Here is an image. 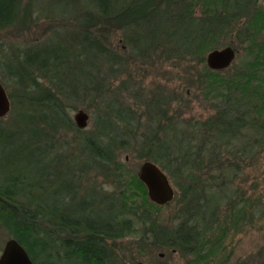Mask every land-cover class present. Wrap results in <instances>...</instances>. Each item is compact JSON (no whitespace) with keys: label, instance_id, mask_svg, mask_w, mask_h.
Wrapping results in <instances>:
<instances>
[{"label":"trees","instance_id":"1","mask_svg":"<svg viewBox=\"0 0 264 264\" xmlns=\"http://www.w3.org/2000/svg\"><path fill=\"white\" fill-rule=\"evenodd\" d=\"M29 1L30 4L25 0H0V32L27 26L40 16V0H35V4ZM73 1L65 0L64 3L69 5ZM81 1L78 11L68 13L73 14L68 19H74L71 29H65L62 35L52 33L65 42L49 46L48 38L42 43L16 48L10 56L0 60V70L10 82L9 85L4 80L2 85L5 89L11 88L8 95L12 102L15 96L18 97L14 104L17 113L11 118L10 127L0 126V226L8 239H15L25 249L34 264H118L109 243L133 230L134 222L124 215L135 213L121 206L134 207L135 204L127 201L128 190L120 185L105 191L91 183V187L81 192L83 184L80 179L76 181L75 172L93 165L102 173L116 175L125 166L113 152L127 150L137 136L135 129L139 125L136 122L134 126V112L128 107L112 104L110 108L103 91L106 78L103 73L107 69L122 70L124 61L115 51L117 47L96 36L94 31L100 25L105 26L104 31L115 32L141 27L123 40L131 49L132 57L144 59L149 54H187L191 58L197 56L203 66L205 53L217 47L220 36L235 32L234 39L242 44L239 47L246 52V58H242L225 77L211 72L206 66L203 68H206L207 76H212L209 92L223 100V105L217 106L220 111L197 122L196 128L208 125L213 133L208 149L186 146L183 150L175 149L177 153H168V145L158 140L156 127L153 126L150 132L142 125L144 130L140 137L145 141L142 153H135L166 172L170 173L173 168V174L187 183L182 186L181 212L185 220L179 221L169 235L159 229L156 234L161 239L157 243L181 253L195 254L202 236L212 230L211 222L216 219L219 205L230 202L227 205L235 207L236 213L245 209L238 217L249 210L259 211L262 205L261 199L251 200L250 196L249 199L248 195L244 196L248 191L241 188L250 180L246 169L261 158L263 153L259 152L264 147V121H260L264 119V43L257 41V35L263 30L261 19L256 18L257 25L253 26L250 19L255 13L248 14L239 3L233 8L223 0H163L162 10L161 0ZM192 1L204 2L205 19L194 15L195 2ZM176 6H180L182 12H178ZM140 8L143 10L137 13L136 20L133 19L132 13ZM56 9L59 14H64L61 8ZM222 10L223 14L236 10L233 25L225 19L219 21L217 13ZM172 14L177 15L179 22L197 25L191 38L183 44H173L170 37L162 39L159 34L162 23L156 21L169 19ZM164 40L170 43L162 44ZM230 42L227 45L232 46L233 42ZM158 45H168L169 49ZM125 46L120 53H125ZM79 96L91 100L88 104H95L98 111L93 118V132L87 134L67 112L74 108L68 103L70 98ZM19 105L24 108L20 112ZM108 106L114 114V123L109 122ZM39 124L43 126L38 127ZM174 124L171 122L170 127ZM60 129L81 136L77 154L69 156L68 153L45 151L44 146L52 144L53 136ZM197 133L195 137L200 138L202 134ZM214 150L220 153H210ZM170 165L176 167L170 168ZM11 166L21 169L2 171ZM254 179L247 186L252 193L258 191V182L256 177ZM219 181L234 190L229 193L222 189L220 194L216 193L214 189ZM141 185L144 204L138 205L139 208L149 204L145 200L146 187L142 182ZM249 201L252 205L247 208ZM145 213L141 210L139 214L144 222L150 223ZM208 223H211L210 230L206 226ZM199 225H204V229Z\"/></svg>","mask_w":264,"mask_h":264},{"label":"rangeland","instance_id":"2","mask_svg":"<svg viewBox=\"0 0 264 264\" xmlns=\"http://www.w3.org/2000/svg\"><path fill=\"white\" fill-rule=\"evenodd\" d=\"M31 1L35 4V0ZM64 1L40 0L38 10L41 14L34 22L29 23L27 26L21 25L8 32H0V60L6 59L16 48L19 49L42 43L48 38H50L47 42L49 46L53 43L65 42V39L52 33L62 35L65 29L69 27L71 29L74 19L73 21L68 19L73 15L68 13L70 11H78L79 6L83 2L81 0H74L71 4L67 5ZM162 1H159L161 4L160 10L164 6ZM192 2H195L194 15L198 17L200 16L201 4L198 1ZM25 3L30 4V1L25 0ZM56 8H61V12L67 15L63 14V16L59 14L60 12ZM175 8L178 12H182L180 6H176ZM142 10L141 8L140 10H135L132 13L133 16L131 15L132 18L136 20L137 13ZM77 15L80 16L78 13ZM163 15L162 17H166ZM27 21H30V19ZM156 22L162 23L159 26V34H161L162 39L168 36L170 37V42L173 44L185 43L197 29L196 24L191 25L187 21L179 22L177 15L175 16L174 14L169 19H158ZM250 23L253 26L257 25L255 16H252ZM104 29L105 26L100 25L98 30L94 31V34L103 40H108L114 47H117L115 51L124 61L122 70L115 72L107 69L103 73L104 77H106L103 80L104 95L109 101L111 109L112 104L114 106L120 104L132 110L135 117L134 126L137 122L139 127H137V130L135 129V134L137 135L135 140L130 143L126 151L116 150V152H113L118 154L117 158L119 161H122L123 167L125 166L124 169L122 168L120 172L112 176L110 173H102L93 165H89L82 172L76 171L75 176H77L76 181L79 179L82 181L81 192L91 187V183H94L98 189L105 191H112L116 186L120 185L128 190L127 194L130 197L127 201L130 203L134 202L135 204L134 207H130L128 204L121 206L125 210L130 208L129 212L135 213L134 215H124V217L134 222L133 230L124 237L112 240L109 243L115 251V258L118 264H264V147L259 152L263 153L261 158L246 169V173L250 175V180L245 183L246 185L240 184L244 191H248V194L244 195H248V199L249 196L251 200L261 199L262 205L259 206V211L254 212V210H249L243 216L238 217L245 210L241 208L242 205L240 206L239 203L238 207L242 209L240 213L235 212V207L233 209L230 205H227L230 202L219 205L214 222L206 224L207 227L209 226V230L211 224L212 230L202 236L195 254L181 253L174 248L171 249L158 245L157 242L161 239L157 235L159 229H162L163 233L169 235L171 230L176 229L179 221L185 220L181 212L183 209L182 186L187 185V183H184L183 179L179 178V175L173 174V168L170 170V173L162 169L173 188V199L166 205L158 206L150 201L146 190L145 200L149 204L146 207H138V205L144 204L141 200L143 187L138 178V173L140 165L146 159L135 156V153H142L141 149L143 141H145L140 137L144 130L142 125L149 128L150 132L153 131V126L156 127L158 140L163 145H168V153H177L174 151L175 149L183 150L186 146H199L202 150H206L210 145V138H212L210 135L213 133L209 131L208 125L196 128L197 122H203L220 111V108H217V106L221 105L223 100H220V96L216 99L213 96L214 92H209L211 90L209 88V80L212 79V76L206 75V68H203L204 66L207 67V65L204 62L203 66L200 60L197 59V56L191 58L187 54L171 56L149 54L144 59L132 57L131 49L125 46L123 40L127 35L129 37L132 36L133 31L138 32L141 27L136 30L132 27L128 29L122 28L116 32L104 31ZM94 34L91 35L94 36ZM234 36H236L235 32L221 35L216 47L221 48L231 43L230 41L233 42L232 47L238 53L232 65L227 69L219 71H214L207 67L211 72H218L220 77L228 76L236 64L242 58H246V52L242 47H239L242 44L236 42ZM257 39L258 42L264 43V31L257 35ZM170 42L166 40L161 41L162 44H169ZM170 45L172 46V44ZM124 46L125 53H122V51L120 53V50L124 49ZM158 46L169 47L168 45ZM208 52L205 53V56ZM249 57L251 58V56ZM262 72H264V69ZM5 78L4 72L0 70V82L2 83L5 80L10 85L8 79ZM38 81L45 83L43 79H39ZM220 88L225 87L221 86ZM6 91L10 94L11 88L6 89ZM223 93H226V91H223ZM17 100V96H15L14 102L10 98L11 109L5 117L1 118L0 126L6 129L10 127L11 118L17 113V109L14 110V104H16ZM70 101L68 102L70 107L74 108L67 109V112L72 121L74 122V116L79 111L85 112L88 119L86 126L82 130L85 134L93 132V118L98 114L94 106L95 104H88L91 100L86 101L81 96L70 98ZM101 107L104 109V105L101 104ZM19 108L18 112L24 109L21 105H19ZM110 108L108 106V119L110 123H114L116 120L113 112L109 111L111 110ZM260 121H264V119ZM171 122H175L172 127H170ZM42 126L43 124L38 125V127ZM197 132L202 134L200 138L195 137V134H199ZM56 133L53 136L52 144L44 146L47 153H68L69 156L72 153H78L76 148L80 144L79 140L81 136L68 131V129H60ZM200 153L204 152L200 151ZM210 153L220 152L214 150V152L210 151ZM173 166L175 165H170V168ZM20 169V166H11L7 169H2V171ZM255 177L258 182V191L252 193V191L248 190L247 186L255 181ZM219 182L217 188L214 189L216 193L220 194L222 189L230 191L229 193L234 190H232L231 186H225L223 181ZM258 195L262 197L258 198ZM254 196L256 198H252ZM248 199L246 202H248ZM251 205L252 203L249 201L247 208ZM141 210L147 212L145 215L146 218L149 217L151 220L150 223L144 222L139 214ZM240 217H243V219ZM199 226L201 229L202 226L203 229L205 227L204 225ZM7 240V235L0 226V254Z\"/></svg>","mask_w":264,"mask_h":264},{"label":"water","instance_id":"3","mask_svg":"<svg viewBox=\"0 0 264 264\" xmlns=\"http://www.w3.org/2000/svg\"><path fill=\"white\" fill-rule=\"evenodd\" d=\"M235 49L226 45L210 50L205 56V64L214 71L227 69L234 61ZM11 109V102L5 87L0 82V119ZM88 116L79 111L74 116L76 125L83 129L86 126ZM139 180L147 190L148 198L157 205H166L174 196L173 188L167 175L154 162L146 160L139 167ZM0 264H34L25 249L15 240L8 239L0 254Z\"/></svg>","mask_w":264,"mask_h":264},{"label":"flooded vegetation","instance_id":"4","mask_svg":"<svg viewBox=\"0 0 264 264\" xmlns=\"http://www.w3.org/2000/svg\"><path fill=\"white\" fill-rule=\"evenodd\" d=\"M223 1H226L225 4L231 5L233 8L236 7L235 4L239 3L245 7L248 14L253 15L255 13V15H253V16L261 19L260 26L263 29L262 31H264V0H223ZM199 3L200 4L202 3V6H201V11L199 13L200 16H198V17H200L201 19H205L204 2L202 1ZM217 14L220 16L219 21L221 19H222V21L225 19V21H227L228 23L233 25L232 19H233L234 14H236V10H234V11L231 10V11L225 12L224 14H223V10H222V12H218ZM222 14H223V18H222ZM250 20H252V16H251ZM239 22H243V20H239ZM262 31H261V33H262Z\"/></svg>","mask_w":264,"mask_h":264}]
</instances>
